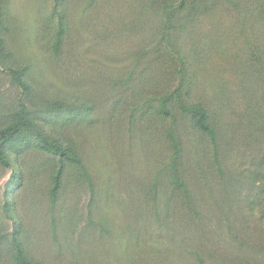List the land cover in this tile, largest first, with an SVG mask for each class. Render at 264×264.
<instances>
[{"label": "rangeland", "instance_id": "1", "mask_svg": "<svg viewBox=\"0 0 264 264\" xmlns=\"http://www.w3.org/2000/svg\"><path fill=\"white\" fill-rule=\"evenodd\" d=\"M3 26L0 129L27 67L34 121L82 166L53 202L59 158L0 165V264L16 227L37 264H264V0H6Z\"/></svg>", "mask_w": 264, "mask_h": 264}, {"label": "trees", "instance_id": "2", "mask_svg": "<svg viewBox=\"0 0 264 264\" xmlns=\"http://www.w3.org/2000/svg\"><path fill=\"white\" fill-rule=\"evenodd\" d=\"M6 0H0V62L2 63V54L6 47L3 36V19H4V5ZM63 15H60L58 30L55 37V50L59 51L63 42V38L67 31V24ZM4 59V58H3ZM15 82L22 90V99L19 103L18 110L11 115L12 121L10 124L0 129V165L4 167H11L10 157L12 153L23 155L30 150H39L47 154L59 158L60 164L56 167L53 176V184L50 190L51 200L55 202L59 196L62 188V181L65 172V165L74 164L82 166L81 158L72 150L71 146L61 144V142L49 137L34 121L32 114L24 101V97L30 93V86L25 80L24 76L27 75V67L8 69ZM183 72L180 71V74ZM178 93V92H177ZM162 113L166 117L171 116L170 111L164 104L163 100L160 101ZM64 106V105H63ZM55 108H62L60 103L55 104ZM182 110L185 113L193 115L194 126L201 133L208 135L216 148V130L210 122V116L207 109L200 104L182 105ZM175 154L178 153L177 143H173ZM177 175L171 174L173 183L177 186H182V183L177 179ZM21 230L16 227L12 233L11 242L14 248L13 261L15 264H37L32 258L28 256L26 248L20 237Z\"/></svg>", "mask_w": 264, "mask_h": 264}]
</instances>
